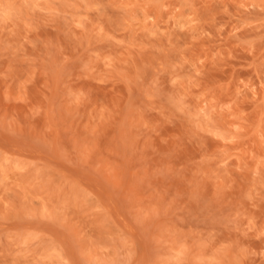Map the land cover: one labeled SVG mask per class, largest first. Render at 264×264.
<instances>
[{
  "label": "clouds",
  "instance_id": "9594fccd",
  "mask_svg": "<svg viewBox=\"0 0 264 264\" xmlns=\"http://www.w3.org/2000/svg\"><path fill=\"white\" fill-rule=\"evenodd\" d=\"M5 125L107 129L155 199L144 264H264V0H0Z\"/></svg>",
  "mask_w": 264,
  "mask_h": 264
},
{
  "label": "rangeland",
  "instance_id": "374dc122",
  "mask_svg": "<svg viewBox=\"0 0 264 264\" xmlns=\"http://www.w3.org/2000/svg\"><path fill=\"white\" fill-rule=\"evenodd\" d=\"M106 132L0 129V264H144L155 199Z\"/></svg>",
  "mask_w": 264,
  "mask_h": 264
}]
</instances>
